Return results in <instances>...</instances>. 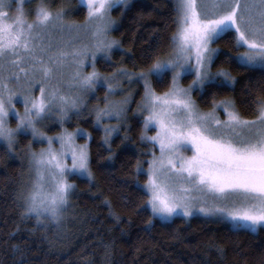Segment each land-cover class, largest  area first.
<instances>
[{"label": "snow or ice", "instance_id": "obj_1", "mask_svg": "<svg viewBox=\"0 0 264 264\" xmlns=\"http://www.w3.org/2000/svg\"><path fill=\"white\" fill-rule=\"evenodd\" d=\"M117 2L82 0L87 9L85 25L64 22V10L53 12L43 0L29 9L33 13L30 20L23 0H0V139L12 148L16 130L31 128L34 136L48 141L47 147L30 152L34 174L19 193L22 214L35 215L37 221L41 217L58 221L74 187L68 173L92 175L87 141L75 142L77 135L89 134L77 128L46 136L38 132V120L53 105L63 119L79 106L80 92L116 76H135L144 80V127L156 128L147 138L159 147V152L153 151L145 161L147 169L137 163V171L146 177L142 188L152 215L186 217L198 211L227 221L236 230L255 231L264 225V100L254 101L256 114L252 117L242 116L228 99L214 101L212 110L202 112L191 90L217 75L229 83L235 80L226 69L209 71L217 51L211 42L225 33H234V46L243 49L233 60L242 67H259L264 73V0H174L176 29L170 37L172 51L167 58L157 56L146 69L134 73L114 69L102 81L95 68L85 73L83 65L89 55L94 63L97 53L109 55L118 44L107 36L114 23L109 12ZM121 2L127 4L128 0ZM85 27L91 40L78 43L79 35H72V30ZM69 67L74 70L65 81L64 72ZM192 72L191 83L180 86V77ZM169 73V88L157 93L151 78L162 80ZM22 78L27 86H38L39 94L25 96L24 112L15 113L17 126L13 129L6 120L14 111L15 93L10 81ZM64 84L75 91H65ZM113 87L107 83L105 106L97 110V122L112 114L119 117L123 110V102L107 100ZM217 107H222L223 118ZM114 128L104 125L105 142ZM54 139L59 140V148L53 147ZM69 156L71 163L67 162Z\"/></svg>", "mask_w": 264, "mask_h": 264}, {"label": "trees", "instance_id": "obj_2", "mask_svg": "<svg viewBox=\"0 0 264 264\" xmlns=\"http://www.w3.org/2000/svg\"><path fill=\"white\" fill-rule=\"evenodd\" d=\"M64 1V13L83 21L86 10L77 5L79 0ZM173 2L131 0L112 9L115 27L110 36L119 47L112 50L109 60H96L97 71L102 76L118 68L134 73L164 56L176 29ZM233 35L225 33L212 42L217 51L210 70L226 69L235 80L223 82L217 75L191 95L203 110L210 109L214 101L228 99L242 116L252 117L254 101L264 100V73L233 60L243 51L234 46ZM188 81L189 77L183 78L184 84ZM170 83L169 74L162 80L153 78L152 86L161 93ZM101 88L99 97L104 93ZM142 91L141 83L133 84L125 123L107 142L86 112L66 120L68 130L80 128L89 134L92 175L68 177L74 187L58 221L47 217L37 221L35 215L22 214L19 193L27 188L25 147L31 142L37 148L36 142L26 133L17 134L12 150L0 141V264H264V227L252 232L199 215L176 216L170 221L152 215L141 187L146 177L137 171L148 147L137 113ZM98 104L100 100L91 107ZM45 131L56 134L59 126Z\"/></svg>", "mask_w": 264, "mask_h": 264}, {"label": "rangeland", "instance_id": "obj_3", "mask_svg": "<svg viewBox=\"0 0 264 264\" xmlns=\"http://www.w3.org/2000/svg\"><path fill=\"white\" fill-rule=\"evenodd\" d=\"M130 1L131 0H128L127 4H129ZM39 2H40V0H23L22 6H23V8L25 10V14H26V16H27V18L29 20L33 18V13L29 12V9H34L36 4L39 3ZM43 2L46 5H48V7H50V9L53 12H55L59 8L61 9L64 6V4L67 3L64 0H60V2L57 3V4H55L51 0H43ZM127 4H124L123 2H121V0H118L117 4L112 9H114L115 7H119V6L123 7V6H126ZM77 5L78 6L79 5L80 6H84L85 10L87 12L86 6L82 3V0H79V4H77ZM77 5H75V8L78 7ZM14 9H15V2L13 3V10ZM111 10L109 12V15L111 13ZM111 19H112L113 22H115L113 18H111ZM63 21L64 22L76 23V24H85V25H87V23H88L87 19H86V15H85V18L83 19V21L79 22V21L72 20L71 16H69L68 12H67V14L64 13ZM113 26L115 27V23H113L111 25V27H110V29H109V31L107 33V36H108L109 39H113L110 36V30H112L114 28ZM65 31L67 32V30H65ZM77 34L79 35L78 43H86V42H89L91 40V37L89 35V30H88L87 27L80 28V29H73L72 30V35H77ZM212 42H211V47L215 48L213 46ZM118 47H119V44L113 45L112 50L117 49ZM112 50H111V52H112ZM171 51H172V44H171V47H170L169 51L166 52V54L164 56H162L161 58H167V55L169 53H171ZM111 52H110V54H111ZM110 54L109 55H103L101 53H97V56H96V59H95L94 63L92 61L91 55H89L88 58H87V61L83 65V72L87 73L89 71H92L93 68H95V70L97 71L96 60L99 59V58H102V59H105V60H109L110 59ZM214 55H215V53H213V57H214ZM73 70L74 69H72L70 67L65 70V72H64V80L65 81H67L70 78L71 72ZM209 71L211 72L210 65H209ZM194 75H195L194 72H192L190 74H184V75H182L180 77L178 83L182 87H187L191 83ZM100 77H101V80L103 81V77H105V76H102L100 74ZM184 77H189V81H188L187 84L183 83V78ZM153 78H151V87L152 88H153V86H152ZM170 78H171V74H170ZM221 78H222L223 82H226L224 80L223 76H221ZM170 81H171V79H170ZM206 82L208 83L209 81H206ZM38 83H39V81L37 80V84ZM107 83H112L114 85L113 90L107 95V100L109 102H113V103L123 102L122 103V109L123 110H122V112H121L119 117H117L115 114H112L111 116L104 117L99 122H97L96 121L97 110L99 108H103L105 106V95H106ZM134 83H138V84L141 83V87H142V90H143L142 93H144V80L143 79H137L135 76H132L131 79L128 76H116L115 80H108L107 82L98 83L94 88L89 89V90H85V91H82V92L79 93L80 99H81V102H80L79 106L77 108L70 109L67 112V115L63 117V119H61V116H60V114L58 112L57 106L53 105L52 110L50 112L45 113L44 116L42 118H40L38 120V122L36 123L37 130H38V132L44 133L46 136H53V137L57 136L58 134H60V133H62L64 131H73L74 129H77V128H74L73 130H68L64 126L66 120L70 116H76L78 114H84L86 112L88 115H90L92 117V119H93L94 123L96 124V126H98L101 129V131L103 133L104 140H105L104 125H114L115 126L114 130L108 136V139H107V141H108L114 134H116L118 132L119 127H121V125L125 123L126 116H127V109L129 108L130 102L132 101L131 91L133 89V84ZM205 83L202 86L198 85L195 88H193L191 90V94L196 89H202L203 86L205 85ZM10 86L12 87L13 92L15 93V95L13 96V100H12V105L14 107V111H10V113L7 116L6 120H7L8 127L16 129L17 117H16L15 113L19 112V113L23 114L25 96L38 95L39 94V87L38 86H35V87L27 86L25 84V82H24V78H22L19 82L15 81V80L10 81ZM63 87H64L65 91H75V90L69 89L67 84H64ZM101 87H104V93H103V95H101V97H99L100 91H103V89ZM161 93H163V92H161ZM125 97H127L126 100H125ZM191 97H192V95H191ZM98 100H100V104H98L97 106H92L91 107V104H93L94 102H97ZM142 100H143V96H142ZM142 100L140 101V103H139V105L137 107V113L138 114L140 113L139 115L142 117V130H143V132H142V138L143 139L142 140L144 142L148 143L147 144L148 147H146V151H145V153L147 154V157L144 158V159L142 158V160H140V164H141L143 169H147V164L145 163V161H147L151 157L153 151L158 153L159 152V147H158V145H156L154 147L153 143L147 138V137L152 136L155 133L156 128L154 126H149L148 128L144 127V116L147 115V112L145 111V109L143 107ZM195 105L202 112H207V111H210V110L213 109V106H212L208 110H203V109L199 108V106L196 104V102H195ZM216 112L219 114V116L221 118H223L224 113H223L222 107H217L216 108ZM76 113H78V114H76ZM54 126H59L58 133L50 134V133L45 131V129L47 127L52 128ZM19 133L29 134V136L31 137V140L36 142L37 148L39 147L38 149L34 148V146L32 145L31 142H29L27 144V146L25 147V153H26L25 154V158H26V162H27V175H26L27 181L24 180V183L27 184V186H28L31 183V178H32V176L34 174L33 169L30 167V162H29L30 161V152H32V151H37L38 152L41 148L47 147L48 141L45 138H43V137H41L39 135L34 136L31 128L17 129L16 132H15V135H14L13 147L9 148L10 150H12L14 148V146L16 144V136ZM85 133H87V132H85ZM0 141H2L3 143H5L8 146V144H7V142L5 140L0 139ZM85 141H87V144H88L89 135L81 134V135H77L75 137V142L77 144H83V143H85ZM53 147L54 148H59L60 147L59 140H56V139L53 140ZM67 162L71 163L70 156H69ZM72 174H76V175H79V176L81 175V174H79L77 172L68 173L67 179ZM81 176H87V175H81ZM141 187H142V185H141ZM148 208L151 211L149 206H148ZM193 215H199V216H203V217L210 218V219H213V220H217V221L226 223L229 226H231V224L229 222L221 220V219L217 218L214 215H207V214H204V213H200L198 211H194L193 214H191L189 216H186V217L184 215H182V214L174 215V216L169 217V218H162V217H158V216H155V217H157L158 219H160L162 221H170L171 219H173L176 216H181V217H184V218H188V217L193 216ZM259 227H264V225L258 226L257 229ZM252 232H254V231H252Z\"/></svg>", "mask_w": 264, "mask_h": 264}]
</instances>
